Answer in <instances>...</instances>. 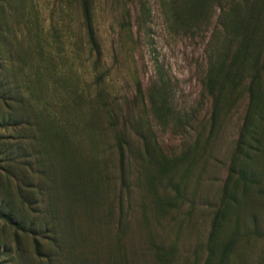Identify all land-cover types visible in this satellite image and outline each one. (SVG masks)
<instances>
[{
    "label": "rangeland",
    "instance_id": "rangeland-1",
    "mask_svg": "<svg viewBox=\"0 0 264 264\" xmlns=\"http://www.w3.org/2000/svg\"><path fill=\"white\" fill-rule=\"evenodd\" d=\"M0 264H264V0H0Z\"/></svg>",
    "mask_w": 264,
    "mask_h": 264
},
{
    "label": "trees",
    "instance_id": "trees-1",
    "mask_svg": "<svg viewBox=\"0 0 264 264\" xmlns=\"http://www.w3.org/2000/svg\"><path fill=\"white\" fill-rule=\"evenodd\" d=\"M259 73H260L259 70H257L256 73L253 75V78H255L256 75H258Z\"/></svg>",
    "mask_w": 264,
    "mask_h": 264
}]
</instances>
